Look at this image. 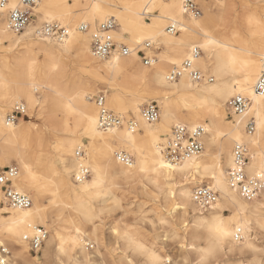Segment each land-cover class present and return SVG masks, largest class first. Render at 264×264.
Instances as JSON below:
<instances>
[{
    "label": "bare ground",
    "instance_id": "1",
    "mask_svg": "<svg viewBox=\"0 0 264 264\" xmlns=\"http://www.w3.org/2000/svg\"><path fill=\"white\" fill-rule=\"evenodd\" d=\"M102 1L74 0L76 5L82 8V11L77 14L78 16H75L74 14L69 15L70 10L64 6L65 0H37L34 10L37 6L40 7L41 16L47 23H49L48 19H51V22L58 19L60 24V18L63 17L64 22L70 24L68 30L72 31L74 36L63 42L43 39L37 35L40 28L34 31L30 26L24 32L16 34L8 27V11L0 14V18L2 16L0 20V165L10 167L14 160L18 163L19 171H21L20 161L27 163L37 176L40 187L45 189V194L39 200L30 194L33 204L28 209H15L2 205L4 200L0 191V209H6L7 212L5 215L3 211H0V242L2 241L5 245L8 243L12 247V264H27L29 261L40 264V260L37 258L30 259L28 246L24 241L25 235L30 234L38 226H44L50 233L49 239L46 240L47 248L44 251V256L47 258L54 256L56 264L91 262V255L87 253L86 246H93V244L97 245L95 254L102 258L103 264H107L106 257L111 259L112 264H120L121 261L126 258L131 259L133 256L136 259L140 258L145 264H151V252H155L164 260L169 258V256L163 255L164 248L157 244L159 238L149 237L138 229H118L119 236L112 231L115 236L114 244L105 243L101 232L102 216L105 212L117 208V203L120 206V199L113 189L107 195H97L94 189L82 191V188L91 183L93 176L91 171L90 177L83 183H77L74 174L65 172L67 163L70 168L79 173V165L76 163L80 158L77 156L79 150L84 151L86 165L89 151L93 153L94 159L115 157L114 164L106 177L105 188L124 181L140 183L146 181L157 187L160 192L163 187H166L165 202L166 205H172L187 199L181 196L182 192L194 193L195 188L207 186L218 193L217 201L222 203L221 213L227 211L223 205L229 202V196L227 193H221L218 189L213 188V185L209 183L211 172L205 175L203 163L207 160L211 164V156L208 154L212 148L219 147L222 153L224 146L227 145L233 155L236 145V141L233 139L235 131L227 137L218 136L215 143L213 137L216 136V132H205L203 136L205 150L202 154L190 157L180 163H174L179 165V168L175 170L163 169L157 174L151 171L152 161L159 159L155 150L150 146L151 135L138 136L136 145L132 146L120 140L124 127L115 128L116 131L112 133L99 128L100 135L95 139H90L87 134H84L87 121L83 117L99 112L98 107L90 103L93 95L91 96L89 93L92 91V86L106 81L111 87L110 95L106 100L107 106L121 115L119 104L115 102L118 98L124 102L125 108L134 113L135 117L139 114L142 117V122L146 121L142 115V103L146 101V98L140 95V90L162 95L159 102L160 118L154 123L146 121L151 126L152 134L161 142L160 148L166 142V137L171 135L172 127L177 125L187 126L189 129L203 127L204 129L228 132L229 125L223 123L221 117H224V108L227 109L228 101L235 97L229 93L241 87L235 82L241 79V73L239 71L234 73L225 65L228 63L229 57L234 55L239 59L251 62L248 71L259 70L261 57L264 56V26L260 18L254 14L244 17L248 35L243 38L240 31L229 24V14L233 10L229 0H214L218 9L217 13L208 11L202 17H195V21H193L194 16L186 15L181 11L179 6L183 4L184 0H120L123 7L122 12L115 15L117 18L109 17L110 12L106 7H103ZM21 3L22 0H9V5L16 4L19 7ZM94 5H99V11H96ZM157 8L160 12L155 15L153 11ZM208 8L211 7L207 5ZM11 9L13 8L8 6V10ZM143 13L145 16L153 17L151 23L144 22ZM162 13L164 19H161ZM109 18H114L116 21L118 19V29L112 33L113 37L120 36V39H115L118 43L126 40L128 34L135 35L136 39L143 35L152 36L154 41L159 40L164 49V53L159 55L160 62L164 64V67H160L156 63H152L149 67L143 65L136 49L142 48L148 42L152 44L154 42L145 40L139 45H135L132 37L125 43L133 53L128 57L119 56L118 66L110 64V61L117 55L104 61L98 60L91 48V31L82 32L80 27L91 25L93 30L98 23H103ZM172 18H175L176 27L180 30L178 36L168 32V27L172 25ZM77 20L79 21L78 25L75 23ZM163 20L169 21L165 29V26L161 27ZM197 25L204 31L201 32ZM185 26L188 31L182 32L181 28ZM205 32L211 39L224 45V47L211 45L207 51L197 47L202 51V54L194 61V68L203 75L209 74L210 78H213V82L195 83L185 75L180 80L169 83L165 79L167 76L166 65H170L174 59L184 61L185 56L191 53L193 43L199 45L205 42ZM255 35L259 36L257 45L251 39ZM69 39L71 42H68ZM5 42L8 43L6 47L3 46ZM73 54L77 61V74L70 82H66L63 77L70 69L68 59ZM180 64L175 65L179 66ZM124 89H129L127 95H125ZM69 103L72 104L73 110L68 108ZM17 105H23L28 115H32L37 109L52 130L64 133L62 137L56 136L55 146L52 149L47 147L40 137L34 135L36 134L32 129L34 124L30 127L24 126L22 122L20 124L7 122V111ZM248 113L249 115L239 126V135L242 137L241 144H246L250 150V161L246 172L253 156H255L254 163L257 170L259 169L261 150L264 149V135L257 128L256 116L250 110ZM123 115H127V112ZM238 118L233 115V120ZM71 119L74 121L73 126L69 125ZM251 119H254L256 126L254 134H249L246 130V125ZM83 139L89 141L90 148L83 145ZM78 145H83V148ZM121 149L123 150L121 151ZM73 151L76 155L72 154ZM127 151L136 156V161L134 160L135 162L131 166L121 164L116 158V154L120 152L131 156ZM53 154L62 162V170H58L54 166ZM159 155L164 158L165 162H170L162 149ZM211 155L215 156L216 153L212 152ZM6 158L8 159L7 165L4 163ZM228 159H230V155L224 153L218 163L221 167L229 169ZM145 161H147L149 171L141 172L140 167ZM185 164L192 165V167L181 171ZM196 164L201 165L199 170L195 167ZM21 183L22 181L18 178L17 184ZM173 190L177 193L174 202L171 196ZM21 192H23L22 188ZM53 192L56 193L55 196L52 195ZM240 198L251 205L249 216L253 220V229L248 236L247 243L252 244V248L246 247L243 239L239 243L232 241L223 252L206 257L212 264H221L223 261H227L228 264H253L255 261L256 264H259L261 256L264 255V253L254 250L264 248V242L258 235L259 227L255 223L260 218L262 211L260 205L264 204V196L260 195L259 198L252 201L244 199L241 195ZM45 199L50 200L49 205L44 204ZM108 201H112V204L106 205ZM192 203L195 206L192 207L191 212L186 213V210L181 207L186 219L182 221L176 236L180 237L179 243L186 242V247L181 248L184 253L183 260L195 264L202 254L193 249V244L197 248H207L208 242L202 241L193 234L200 231L194 227L196 221L193 219L200 213L199 206L194 200L190 202V206ZM211 210L212 206L207 209V211ZM26 213H31V215L26 216ZM184 223L189 225L187 229L182 227ZM9 226L13 227L11 233L7 231ZM77 227L80 228L79 234L75 231ZM125 233L128 236H125ZM129 238L135 243L130 244ZM62 241L64 251H61ZM136 244H142L149 251L147 253L138 252ZM191 255L194 257L191 258Z\"/></svg>",
    "mask_w": 264,
    "mask_h": 264
},
{
    "label": "snow or ice",
    "instance_id": "2",
    "mask_svg": "<svg viewBox=\"0 0 264 264\" xmlns=\"http://www.w3.org/2000/svg\"><path fill=\"white\" fill-rule=\"evenodd\" d=\"M64 6L68 9L74 7L73 5L67 3ZM9 7L15 9L17 8V5L12 4L9 5ZM93 7L96 9V11H99V5H94ZM179 7L182 12H187L188 10L184 4H181ZM37 11H39V9H37ZM70 14L71 13L69 12V15ZM161 19H164L163 13L161 15ZM193 21H195V17H193ZM48 22L51 23V19H48ZM59 26L61 29L64 30L70 29V24L65 23L63 17L60 18ZM172 27H176L175 18H172ZM197 27L200 29L201 32L204 31L203 28H201L199 25H197ZM125 31H127V29H125ZM181 31L187 32L188 28L185 26L181 28ZM204 35L205 42L199 45L193 43L191 49L192 53H195L197 47L204 48L206 51L211 45H216L217 47H224V45L219 44L217 43V41L211 39L208 36V33L205 32ZM73 36V32L68 30L67 37L73 38ZM107 39H120V36H108ZM145 40L155 42L152 36L142 35L139 39H136L135 36L133 37L135 45H139L142 41ZM68 42H71V40L69 39ZM185 58L188 61H191L193 59V56L191 54H187ZM118 62L119 56L117 55L113 58L112 61H110V64L118 66ZM182 62L183 61L181 60L175 59L171 61L173 65ZM225 67L234 73L237 71L241 73V79L235 81L237 84L241 85V87H239V89L237 90H233V92L229 93V95H239L241 100L245 99V97L249 98L251 104L250 112L255 114L257 120V128L261 132V134L264 135V56L261 57L260 68L256 72L248 71V69L251 67L250 61L239 59L234 55L229 57L228 63L225 65ZM165 79H168V77L166 76ZM115 102L119 104V111L121 115H123V113L125 112L128 113L127 123L124 126V131L120 137V140L127 142L129 145L134 146L137 143L138 136L151 135L152 140L150 146L152 149L155 150V154L159 156L158 160L152 161L153 167L151 168V171L159 174L163 169L175 170L179 168V165L177 164H174L172 162H165L164 158L159 155L161 152V142L155 135L152 134L151 126L148 125L146 121L142 122V117L139 114H137L136 117H133L131 114V110L124 107V102L122 100H119L117 98ZM68 108L70 110H73V106L71 103H69ZM217 115L219 116V113ZM248 115L249 113L245 112L236 120H231L228 117H221L223 123L229 125L228 132H221L217 129L210 128H205L204 131L206 133L216 132V136L213 137L214 143L218 136L227 137L230 133L235 131L236 134L233 136V139L236 141V147L239 148L242 142V137L239 135V126L244 120V118ZM99 117V112L83 117L87 121V127L84 129V134H87L90 139H95L96 136L100 135V133L98 132V129L100 128ZM106 118L107 117H105V119ZM177 127H179V125H177ZM115 131L116 130L114 129H109L110 133ZM192 131L195 132L196 128L193 127ZM78 146L83 148V145ZM122 150L123 149H121V151ZM140 151H143V149H140ZM223 151L224 153L230 155V159H228V166L231 171H228L227 168L221 167L218 163L221 157V149L219 147L211 149V152L208 154L209 156H211V164H209L206 160L203 163V167L205 175L211 172V179L209 180V183L213 185V188L218 189L221 193L228 194L229 202L223 205L227 208V212L221 213V201H206L207 203L212 204L211 211H207L205 209V202L199 203L198 210L200 215L194 216L193 219L196 221L194 227L200 229V231L194 232L193 234L199 237L202 241L206 240L208 242V247L197 248L195 244H193V249L202 254L200 256V259L195 261V264H212V262L208 261L206 257L218 252H223L228 247V244L232 241L239 243L243 239L246 244V247L252 248V244L247 243L248 236L253 229V220L249 216L251 205L249 203H245V201L240 198V192L237 189V184L244 182L246 179L249 184H255L257 183V181H259V186L261 188L260 195L264 196V149L261 150L259 169L257 170V167L254 163L255 156H253L252 162L250 163L247 172L244 167V160L241 159L238 155H231V149H228L227 145L224 146ZM212 152L216 153V155L212 156ZM72 154L76 155L75 151H73ZM87 160L88 163L86 165L84 162L85 158L83 154H81L80 158H78V160L76 161V163L79 165L80 171H83L87 167L93 173L91 183L87 184L84 188H82V191L94 189L96 190L97 195H107V192H105V186L107 184L106 177L108 171L112 168L114 164L115 157H112L111 159L107 157H104L102 159H94L93 153L89 151L87 155ZM4 163L7 165V158L5 159ZM237 164H240L241 166L237 168ZM191 167L192 165L185 164L184 168L181 169V171L190 169ZM195 167L199 170L201 168V165L196 164ZM20 168L21 171L19 172L16 168H12V171L8 176H5L3 172H0V185L8 183L12 187V189L18 194H22L23 196L29 199L31 198V194L36 196L37 200H39V198L45 194V189L40 187L37 182V176L33 173L32 168L27 163L20 161ZM140 171H149V168L147 167V161L142 164V166L140 167ZM65 172L74 174L75 179L83 183L82 177L79 175V173L76 172L74 169L70 168L67 163L65 164ZM18 178L22 181V183L19 185L17 184ZM21 188L23 189L22 193ZM52 195L55 196L56 193L53 192ZM176 195V191H171L173 202L175 200ZM243 195L245 198L251 195L250 189L247 186H245L243 189ZM181 196H184L187 199L182 201L181 203H174V207L170 211H175V209L183 207L186 210V213L191 212L192 207H194L195 204L192 203L190 206V202H192L194 199L198 201L199 198H194L193 193L189 192H182ZM161 203L164 204L165 202L161 200ZM116 206L119 207V203H117ZM260 207L262 209L261 215L255 223L259 227V238L262 242H264V204H261ZM37 210L39 211V209ZM165 210H169L166 204ZM0 211H3L5 215L7 214L6 209H0ZM25 215L29 216L31 215V213H26ZM166 223H168L166 219H160V224ZM153 226L155 227V225ZM182 227L184 229H187L189 225L187 223H184ZM7 231L11 233L13 231V227L9 226L7 228ZM75 231L79 234L80 228L77 227ZM113 231L116 233L117 236L120 235L118 228H114ZM125 236H128V234L125 233ZM165 239H167V237H165ZM129 240L130 244L135 243V241L131 240V238H129ZM73 243H75V241H73ZM179 247L182 249L185 248L186 242L180 243ZM136 249L140 253H147L149 251L142 244H136ZM254 250L264 253V248ZM61 251H64L63 241L61 244ZM150 257L151 264H191V262L188 260L174 262L171 257H169L167 260H164L161 256L156 255L155 252H151ZM0 264H12V261L0 260ZM27 264H36V262L29 261L27 262ZM120 264H145V262L138 260L135 256H133L131 259L126 258L124 261H121ZM221 264H228V262L223 261L221 262ZM253 264H256V262L253 261ZM259 264H264V255L261 256Z\"/></svg>",
    "mask_w": 264,
    "mask_h": 264
},
{
    "label": "built area",
    "instance_id": "3",
    "mask_svg": "<svg viewBox=\"0 0 264 264\" xmlns=\"http://www.w3.org/2000/svg\"><path fill=\"white\" fill-rule=\"evenodd\" d=\"M36 4L37 0H22L21 6L8 10L9 0H0V14L7 10L9 29L16 34H20L32 24L33 10ZM183 4L188 9L187 12H184L186 15L201 17L202 9L198 0H184ZM59 25L58 22L46 23L37 31V35L43 39L48 38L63 42L68 38V30L61 29ZM116 28L117 21L114 18H109L105 22L98 24L93 30L89 25H82L80 27V31L82 32L91 31V48L94 56L98 60L104 61L114 55L128 57L133 53L130 48L123 44H118L115 39H107L108 36H113L112 33ZM168 32L178 34L180 33V30L177 27L173 28L172 25H170L168 27ZM152 48L153 44L148 42L143 48L136 49L137 54L141 56L146 66H151L155 59L154 57L147 56ZM190 54L193 56V59L191 61L185 59L179 66H174L167 73V81L173 83L187 75L195 83H212L213 78L203 75L200 71L194 68V61L201 56L202 51L199 48H196L195 53H192L191 51ZM95 103L100 113L99 123L101 130L109 131V129L122 128L125 126L127 118L110 111L106 106V97L103 94L95 99ZM250 108L251 104L249 98L245 97V99L241 100L239 95L231 98L227 104V111L231 117L233 115L240 117L245 112H249ZM24 114V106L17 105L13 108L12 112L8 114L7 122L14 124L18 121L19 117H22ZM142 115L147 122H156L160 117L158 104L152 102L144 105L142 108ZM105 117L107 118L105 119ZM246 130L249 134L255 133L256 126L254 119L248 121ZM204 135L205 131L203 127H198L196 128V131L193 132L192 129H189L187 126H175L166 142L161 145L162 152L172 163H180L190 157L199 156L203 151L202 139ZM81 154L84 156L83 150L77 152V156L80 157ZM233 155H238L244 160V167L246 169L250 161L249 147L246 144H240L239 148H237L235 145ZM116 158L125 166H131L133 163V158L123 152L117 153ZM240 166V164H237V168ZM12 168H16L19 172V169L15 166L0 168V172H3L5 176H8L11 173ZM228 171H231V169L229 168ZM79 175L84 182L90 177V170L85 168L83 171H79ZM75 181L81 183V181H77L76 179ZM245 186H247L251 192V195L247 198L243 195V189ZM237 189L239 190L240 195L248 201L260 197L261 188L259 186V181L255 184H249L246 179L244 182L237 184ZM0 191L3 194V205H7L8 207L15 209H28L33 204L32 198L29 199L22 194H18L8 183L0 185ZM193 197L199 198L198 201L194 199L198 206L200 202H205V209L207 210L211 208L212 204L207 203L206 201H217L218 193L210 187L203 186L194 189ZM47 238L48 232L45 228L38 226L34 228L30 234L25 235L24 241L28 246L29 252L36 256L41 252ZM88 247L93 249V246ZM0 260L11 261V251L3 242H0Z\"/></svg>",
    "mask_w": 264,
    "mask_h": 264
},
{
    "label": "rangeland",
    "instance_id": "4",
    "mask_svg": "<svg viewBox=\"0 0 264 264\" xmlns=\"http://www.w3.org/2000/svg\"><path fill=\"white\" fill-rule=\"evenodd\" d=\"M229 1H231L232 7H233V10L229 14V17H230L229 24L233 28H237L240 31L241 37L246 38L248 35L247 30L245 29L244 17L249 14H254L258 16L261 20L262 25L264 26V0H229ZM65 3L71 4L74 6L73 8L69 10H70V13L74 14L75 16H78L77 14L82 11L81 6L76 5L74 0H65ZM101 3L103 7H106L109 10L110 12L109 17L115 16L116 14H119L122 12L123 4L120 0H103ZM198 3L202 9L201 17L204 16L206 13H208V11L214 14H216L218 11V9L216 8L215 2L213 0H198ZM207 5L208 7H211V8L207 9ZM37 9H39V11H37ZM153 12H155V15H158L160 10L157 8ZM142 15H143L142 19L144 20L145 23L152 22V18H153L152 16L151 17L145 16L144 13ZM1 19H2V16L0 20ZM52 22H58V19ZM168 22L169 21L167 20H163L161 27L165 26L164 27L165 29L168 25ZM46 23L47 21L41 16L40 7L37 6L35 10H33V22L30 25V27L33 28L34 31H36L37 29L41 28ZM75 23L78 25L79 21L77 20ZM90 27L92 28L93 26L90 25ZM116 29H118V19H117ZM179 34L180 33L176 34V36H178ZM131 35L132 34L126 35V40H122V42L120 43L127 46L125 42L127 40L132 39L135 36V35L133 36ZM34 38L37 39V37L35 36ZM251 39L255 45L258 44L259 42L258 35L253 36ZM3 46L4 47L8 46V43L5 42ZM163 53H164V49L161 46L160 41L157 40L153 43V48L151 51L148 52L147 56L154 57L155 59L153 63L160 65V67H164V64L160 62L161 59L159 57V55ZM138 57L140 59V62L143 65H145L139 54H138ZM41 62L43 63V61ZM68 65L70 69L65 73V77H63L66 82H70L74 78L75 74H77V61H76V57L74 56V54L68 59ZM174 66H177V65H173L172 63L170 65H166L165 67L166 72L168 73ZM146 67H149V66H146ZM205 76L210 77L209 74ZM110 88L111 87L109 83L106 81L99 82L96 86H92L91 88L92 91H90L89 95L91 94V96L93 95V97H92V100L90 99L91 101L90 103L96 105L95 99L102 94L106 97V100H107V97L110 95ZM127 91H129V89H124L125 95H127ZM140 95L146 98V101L142 103V108L144 105L154 102L158 104L159 109H160V114H161V108H160L159 102L161 100L160 96L162 97V95H156L155 92L146 93V92H143L142 89L140 90ZM13 108L14 107H12L11 109L7 111L6 118L8 114L12 112ZM107 108L110 111L114 112L115 114L120 115L114 109L108 106ZM40 113L41 112H39L37 109L34 110V113L32 115H28L25 112V114L22 117H19L16 124H20L22 122L24 126H30V127H32V125L34 124L35 126L32 127V129H34L36 133L34 135L40 137L42 142L46 143L47 147L52 149L55 146L56 136L62 137L64 133L61 134V133H57L54 130H52L49 127V125L45 123V119ZM131 114L133 117H135L132 111H131ZM123 116L127 118L128 113L127 115H123ZM224 117H228L231 120H233V116L231 117L227 109L225 108H224ZM73 122H74L73 119L69 120V125L73 126L74 125ZM168 137L169 136H167L166 138ZM82 142H83V145H85L87 148H90V144L87 139H83ZM202 142H203V151H204L205 145H204L203 139H202ZM129 154L132 156L133 162H135L136 161L135 154L131 152H129ZM221 156H224V152L221 153ZM52 157H53L52 161H53L54 166L57 167L58 170H62L63 165H62V162L59 160V158L56 157L54 154L52 155ZM11 166H15L19 169L18 163L14 160H12ZM4 167L5 166L0 165V168H4ZM112 189L113 191L116 192L115 194L120 199V206L111 211L105 212L102 216V227H101L102 231L101 232L105 239V243L106 244L108 243L111 245L114 244L115 236L113 235V232H112L114 228H118L119 230L126 229V228L138 229V230H141L143 234L149 237L159 238L157 240V244H159L161 247L164 248L162 250L163 255L165 256L167 255L171 257L174 262L182 261L184 259L183 258L184 253L179 247L180 237L176 235H177V230L180 228L182 221L186 219V215L183 213L182 208H179L175 210V212L172 213L170 210L171 208L174 207V204L167 205L169 210H165V204L167 203L165 202L164 193L167 191V188L163 187V189L160 192L157 187L153 186L151 183L146 182V181L143 183L124 181L118 185H112L110 187H106L105 192L109 194ZM161 200H163L165 203L162 204ZM49 203H50L49 199L44 200L45 205H49ZM111 204H112V201H108L106 203V205H111ZM160 219H166L168 223L160 224ZM153 225H155V227ZM43 228L45 227L43 226ZM45 230L48 232V237H50V233L48 229L45 228ZM165 237H167V239H165ZM48 239L49 238H47V240ZM7 245L11 251V256H13L12 247L8 243ZM94 245L95 244H93V246ZM46 248L47 247H46V242H45V244L42 247L41 252L35 256L34 254H31L29 252V249L27 247L28 253H29L28 256L30 257V259L37 258L38 260H40L39 261L40 264H56V260L54 256H51L50 258H47L44 256V251L46 250ZM97 248H98L97 245H95L93 249H90L88 246H86L87 253H90L91 255V262L85 263V264H103L102 258L99 255L95 254V251ZM193 257L191 255V258ZM137 259L141 260L140 258H137ZM105 261L107 264H112L111 259L109 257H106Z\"/></svg>",
    "mask_w": 264,
    "mask_h": 264
}]
</instances>
